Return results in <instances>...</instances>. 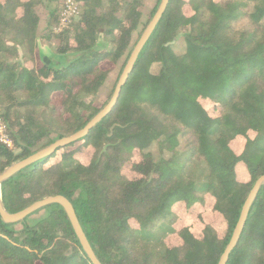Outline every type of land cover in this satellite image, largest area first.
Segmentation results:
<instances>
[{
  "label": "trees",
  "instance_id": "16d2710c",
  "mask_svg": "<svg viewBox=\"0 0 264 264\" xmlns=\"http://www.w3.org/2000/svg\"><path fill=\"white\" fill-rule=\"evenodd\" d=\"M79 1L78 17L55 32L60 0H0V118L13 144L0 142V174L104 107L95 97L161 0L145 19V0ZM263 174L264 0H169L112 109L3 180L0 201L11 214L65 197L99 264H218ZM208 201L222 233L204 211L193 220ZM0 264L94 263L53 202L16 222L0 213ZM225 264H264V182Z\"/></svg>",
  "mask_w": 264,
  "mask_h": 264
},
{
  "label": "water",
  "instance_id": "95a60500",
  "mask_svg": "<svg viewBox=\"0 0 264 264\" xmlns=\"http://www.w3.org/2000/svg\"><path fill=\"white\" fill-rule=\"evenodd\" d=\"M168 1L169 0H161L160 1L159 6L157 7L154 15L152 16V18L149 21V23L147 24L146 28L144 29V31L140 35L138 41L136 42L135 46L133 47V49L130 53V56H129V58H128L125 66L122 70V73L120 74V77L118 79L115 91H114L112 97L110 98V100L108 101V103L80 131H78V132H76L70 136H66L64 138H61V139L55 141L54 143H52L51 145L35 152L34 154H32L31 156L26 158L24 161L15 163L12 166H10L8 169H6L3 173L0 174V183L3 180H5L6 178H8L9 176H11L19 168H21L27 164H30V163L40 159L43 156L51 154L56 147L64 145V144L69 143L71 141H75V140L85 136L88 133V131L112 109V107L117 102L121 87L125 83L129 73L131 72L133 65H134V62H135L140 50L144 46L148 37L152 33L155 25L159 21L161 15L163 14V12L167 6ZM263 182H264V174L259 176L256 179L252 188L250 189V191H249V193H248V195L244 201V204L242 206L238 221H237L236 226L233 230L231 238H230L225 250L223 251V253L220 257L218 264H225L229 252L235 246V244L239 238V235L243 229V226H244L246 217L249 213L252 202H253V200H254V198H255L258 190H259V187L261 186V184ZM53 202L60 204L64 208V210H65V212H66V214L70 220V223H71L76 235L78 236L84 250L86 251V253L88 254V256L90 257V259L92 260V262L94 264H99L98 261L96 260L95 256H94V254L91 250V247L88 243V240H87V238H86V236H85V234H84V232H83V230L79 224V221L76 217V214L73 210L72 205L70 204V202L65 197H63L61 195L48 196V197H45L41 200L35 201L34 203L30 204L29 206H27L26 208H24L18 212L11 213V214L6 213L3 210V207H2L1 201H0V213H1V215L5 221L16 222V221L23 219L25 216H27L28 214H30L34 210H36L42 206H45L49 203H53Z\"/></svg>",
  "mask_w": 264,
  "mask_h": 264
},
{
  "label": "rangeland",
  "instance_id": "374dc122",
  "mask_svg": "<svg viewBox=\"0 0 264 264\" xmlns=\"http://www.w3.org/2000/svg\"><path fill=\"white\" fill-rule=\"evenodd\" d=\"M62 2H63V0H60V3H62ZM143 9H144V11H146V13L149 12V10H150V9H147L146 7L142 8V10ZM42 11L39 12V15H42ZM43 44H44V42L41 40L40 41V45H43ZM121 63H122V60L119 61L118 64L114 66L112 71L109 73V76H108L105 84L100 88L99 94L95 97L96 104L98 106L104 105V104L106 105L108 103V101L110 100V98L112 97V95H113V93L115 91L118 79L120 77L119 68L121 66ZM103 66L104 67L110 66L109 61H106L103 64ZM215 111H217V110L215 109ZM233 145H234V147L236 149H239V143L238 142H234ZM180 148H184V142H182V141L180 142ZM236 171H237V173L239 175H241V174L244 175L245 174V169H244V167H243V165L241 163H239L237 165ZM180 209H181L180 210L181 214H185L184 208L181 207ZM210 209H211V202L210 201H208L205 204V207L203 209H202V207H198V205H196L192 209V212H191V215L193 216V220L196 221V218H194L195 214H197L199 211H204V214H205L204 218L207 221L211 222L218 229V231L220 233L224 232V228H223V225H222V218L220 216H218L217 214L212 213ZM45 214H46V211L44 209H41L38 212H36L33 215H31L29 217V221L38 219V218L42 217ZM182 218H184V217H182ZM180 223H182V220L180 221ZM172 239L175 240L176 238H172Z\"/></svg>",
  "mask_w": 264,
  "mask_h": 264
},
{
  "label": "built area",
  "instance_id": "2783aa9c",
  "mask_svg": "<svg viewBox=\"0 0 264 264\" xmlns=\"http://www.w3.org/2000/svg\"><path fill=\"white\" fill-rule=\"evenodd\" d=\"M79 0H63L61 9L59 11V19L56 26L52 29L55 32L61 31L69 26L79 15ZM0 142L4 143L7 147L13 148L12 141L8 137L4 122L0 118Z\"/></svg>",
  "mask_w": 264,
  "mask_h": 264
},
{
  "label": "crops",
  "instance_id": "0c3cea01",
  "mask_svg": "<svg viewBox=\"0 0 264 264\" xmlns=\"http://www.w3.org/2000/svg\"><path fill=\"white\" fill-rule=\"evenodd\" d=\"M156 2H157V0H145L143 8L146 7L147 9H151V8H153V6H155ZM143 13H144L143 17L145 19L146 11H144V9H143ZM47 30H48V27H47V13H46L45 10H43L42 11V15H39V23H38V27H37V34L39 36L38 43H39V46H40V50L43 53H45V54H48L50 52L49 46L47 45V43L42 38L44 33L47 32ZM41 40L44 42L43 45H40V41Z\"/></svg>",
  "mask_w": 264,
  "mask_h": 264
}]
</instances>
